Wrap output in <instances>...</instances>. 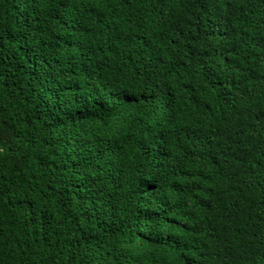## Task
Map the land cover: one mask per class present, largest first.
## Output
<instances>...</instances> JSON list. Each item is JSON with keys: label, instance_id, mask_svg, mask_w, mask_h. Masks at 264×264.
Listing matches in <instances>:
<instances>
[{"label": "trees", "instance_id": "1", "mask_svg": "<svg viewBox=\"0 0 264 264\" xmlns=\"http://www.w3.org/2000/svg\"><path fill=\"white\" fill-rule=\"evenodd\" d=\"M0 264H264V0H0Z\"/></svg>", "mask_w": 264, "mask_h": 264}]
</instances>
